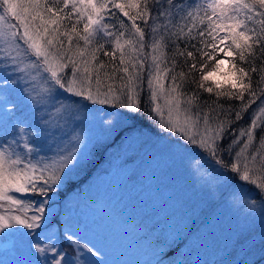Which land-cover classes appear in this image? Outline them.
<instances>
[{
	"label": "snow or ice",
	"instance_id": "snow-or-ice-1",
	"mask_svg": "<svg viewBox=\"0 0 264 264\" xmlns=\"http://www.w3.org/2000/svg\"><path fill=\"white\" fill-rule=\"evenodd\" d=\"M142 105L264 222V0H0V249L34 257L15 264H104L47 231L49 193L83 161L87 120Z\"/></svg>",
	"mask_w": 264,
	"mask_h": 264
},
{
	"label": "rangeland",
	"instance_id": "rangeland-1",
	"mask_svg": "<svg viewBox=\"0 0 264 264\" xmlns=\"http://www.w3.org/2000/svg\"><path fill=\"white\" fill-rule=\"evenodd\" d=\"M230 71L226 63L217 78ZM145 110L142 105L141 113ZM107 111L104 118L112 124L99 117L85 122L84 159L57 189L83 184L92 169L103 170L89 188L70 193L67 215L62 207L50 208L53 218L61 217L47 231L56 233L69 258L76 251L66 230L81 244L100 248L104 264H264L259 213L233 202L228 189L206 186L191 169L190 153L178 134L162 130L147 111L144 117L153 128L142 129L140 113L110 106ZM102 159L106 162L100 164ZM254 192L250 189L253 199ZM178 241L181 246L168 256L157 253ZM0 259L15 264L34 257L0 250Z\"/></svg>",
	"mask_w": 264,
	"mask_h": 264
},
{
	"label": "trees",
	"instance_id": "trees-1",
	"mask_svg": "<svg viewBox=\"0 0 264 264\" xmlns=\"http://www.w3.org/2000/svg\"><path fill=\"white\" fill-rule=\"evenodd\" d=\"M178 2H179V0H178ZM180 46L182 48L184 47L183 44H181ZM102 57H103V55H102ZM106 60H107V57H106ZM256 63L259 66L260 61L257 60ZM255 79H256V76L254 75L253 76V80L255 81ZM207 98H208V94H206V93L203 94L202 99H207ZM221 103H224L227 106L228 103L235 104L237 102H230V101H223L222 100ZM257 103H259V101ZM253 108H255V105H253ZM146 111L147 110H145L144 113H140L139 114V118H140L141 121H139L138 124L141 125L142 129L143 128H153V126H151V124H150V120H148L146 117H144V115L146 114ZM249 112H251V109L249 110ZM144 118H146L148 120V122H146L147 120L144 119ZM136 122H137V120H136ZM247 123H249V115L248 114H245L244 119L242 121L237 122V124L233 125V127H239V126L245 125ZM148 130H150V129H148ZM258 138H259V133H258ZM103 159H104V157H103ZM103 159L100 162V164H103V163L106 162V159H105V162H103ZM107 161H108V159H107ZM94 170L92 169L91 170L92 172H90V174H87L83 178V179H88L87 182H84L83 184H80V185H77L78 183L75 182V183L72 184V186H70L69 183H68L67 186L64 187V189H62V190L61 189H56V190H53L52 192H50L49 193L50 201H48L49 204L46 207V215L49 216V218H50L51 213L49 212V209L52 206H55L56 207V206H63V205H65V207L67 208L68 205H69V207H70L72 201L69 200V202L67 204H64L65 203V200H66V198L68 196V192H69V197H70V193L71 192H74V195H75V194L79 193L81 190H83L84 189L83 187L89 188L92 185L91 184L92 181H94V179H95L94 177L97 175V173H99V171H102L103 169L97 170V171H94ZM87 184H88V186H87ZM254 197H256L254 199H260V195H259V193L257 191L254 192ZM69 215H70V210H69ZM49 218H48V224L49 223L53 224V222H57V221L60 220V216L55 217L53 220L52 219L49 220ZM158 242H160V241L157 240V243ZM180 246H181V241H178V244L175 247H170L171 249L168 248V250L167 249H161L160 248V250H158L157 253L162 254V256L164 255V257H165V256H168L169 254H171V252H173L174 250L178 249ZM155 255H158V254H155Z\"/></svg>",
	"mask_w": 264,
	"mask_h": 264
}]
</instances>
